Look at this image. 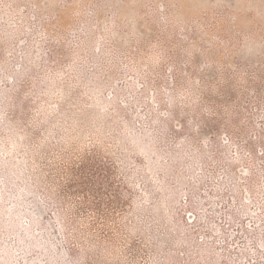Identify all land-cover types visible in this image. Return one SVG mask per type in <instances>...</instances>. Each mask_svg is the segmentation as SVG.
Here are the masks:
<instances>
[{"label":"rangeland","instance_id":"obj_1","mask_svg":"<svg viewBox=\"0 0 264 264\" xmlns=\"http://www.w3.org/2000/svg\"><path fill=\"white\" fill-rule=\"evenodd\" d=\"M0 264H264V0H0Z\"/></svg>","mask_w":264,"mask_h":264}]
</instances>
